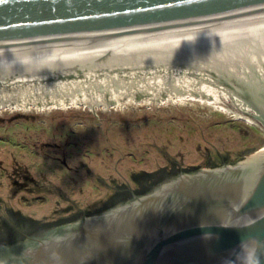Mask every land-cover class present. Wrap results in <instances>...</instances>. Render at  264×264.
<instances>
[{"label":"water","instance_id":"1","mask_svg":"<svg viewBox=\"0 0 264 264\" xmlns=\"http://www.w3.org/2000/svg\"><path fill=\"white\" fill-rule=\"evenodd\" d=\"M260 25L264 0H3L0 71ZM143 192L0 245V264H264V152Z\"/></svg>","mask_w":264,"mask_h":264},{"label":"rangeland","instance_id":"2","mask_svg":"<svg viewBox=\"0 0 264 264\" xmlns=\"http://www.w3.org/2000/svg\"><path fill=\"white\" fill-rule=\"evenodd\" d=\"M261 151L259 126L199 102L119 111H3L0 239L28 219L54 226L121 204L132 191L145 194L137 182H149L148 189L164 181L175 173L172 164L180 165L177 172L219 167Z\"/></svg>","mask_w":264,"mask_h":264},{"label":"bare ground","instance_id":"3","mask_svg":"<svg viewBox=\"0 0 264 264\" xmlns=\"http://www.w3.org/2000/svg\"><path fill=\"white\" fill-rule=\"evenodd\" d=\"M239 83L264 94V25L1 70L0 113L199 102L264 130Z\"/></svg>","mask_w":264,"mask_h":264},{"label":"trees","instance_id":"4","mask_svg":"<svg viewBox=\"0 0 264 264\" xmlns=\"http://www.w3.org/2000/svg\"><path fill=\"white\" fill-rule=\"evenodd\" d=\"M171 173H178L176 170H173L171 169L170 170ZM174 173V175H175ZM155 180L152 181V179H150V182L151 183H154ZM137 184L140 186V188H138V192L140 191H144L145 189H147L146 187L150 184L149 182L148 183H140V182H137ZM118 195V194H117ZM116 195V196H117ZM115 198V197H113ZM116 201V199H113L111 202H109V204L113 203ZM108 204V205H109ZM112 205V204H111ZM32 219H28L26 221H24L23 223H16L17 225H23L24 229L28 228V227H32V228H37L39 227L38 226V223H36L35 221H31ZM66 221V220H65ZM65 221H58L57 224H60V223H64ZM26 224V225H25ZM30 224V225H29ZM5 230L7 231V229L5 228ZM7 234H10V236L8 237H3V239H0V244H11V243H14L16 242L17 240H20L21 238H23L21 235L18 234V232L16 231L15 227L12 225L10 228H8V233ZM14 236L16 238H14Z\"/></svg>","mask_w":264,"mask_h":264},{"label":"flooded vegetation","instance_id":"5","mask_svg":"<svg viewBox=\"0 0 264 264\" xmlns=\"http://www.w3.org/2000/svg\"><path fill=\"white\" fill-rule=\"evenodd\" d=\"M172 168L171 169H173V168H179L180 167V165L179 164H172V165H170ZM174 166V167H173ZM170 168V167H169ZM181 171H183V170H181ZM156 185V184H155ZM133 193H135V192H133L132 191V196L130 197V198H132L133 197ZM135 194H138V193H135ZM117 195V194H116ZM130 198H128V200L130 199ZM127 201V200H126ZM126 201H124V202H126ZM124 202H121V203H124ZM118 205V204H117ZM116 206V205H115ZM114 207V206H113ZM98 213H100V212H95V213H93V214H86V212H80V215L79 216H75L76 218L75 219H73V220H71V221H69V222H73V221H75V220H77V219H79L81 216H83V215H95V214H98ZM66 223H68V222H66ZM62 224H65V223H61V224H57V225H47V226H39V227H37V228H32V227H28V228H26V229H24V227H23V225H15L14 227H15V229H16V231L18 232V234L19 235H21L23 238H21L20 240H17L16 242H14V243H12V244H15V243H19V242H21V241H23V240H25V235H36V234H40V233H42V232H44V231H46V230H48V229H50V228H52V227H55V226H59V225H62ZM26 225V224H25ZM30 225V224H29ZM0 245H2V244H0ZM10 245V244H9Z\"/></svg>","mask_w":264,"mask_h":264},{"label":"snow or ice","instance_id":"6","mask_svg":"<svg viewBox=\"0 0 264 264\" xmlns=\"http://www.w3.org/2000/svg\"><path fill=\"white\" fill-rule=\"evenodd\" d=\"M3 2V0H0V3H2Z\"/></svg>","mask_w":264,"mask_h":264}]
</instances>
